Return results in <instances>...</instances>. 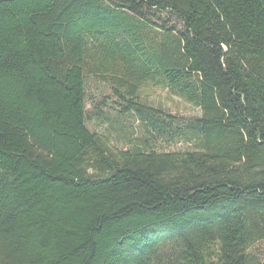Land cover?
Here are the masks:
<instances>
[{
  "label": "trees",
  "instance_id": "16d2710c",
  "mask_svg": "<svg viewBox=\"0 0 264 264\" xmlns=\"http://www.w3.org/2000/svg\"><path fill=\"white\" fill-rule=\"evenodd\" d=\"M92 77L176 137L132 101L157 78L195 144L110 147ZM260 243L264 0H0V264H264Z\"/></svg>",
  "mask_w": 264,
  "mask_h": 264
},
{
  "label": "rangeland",
  "instance_id": "374dc122",
  "mask_svg": "<svg viewBox=\"0 0 264 264\" xmlns=\"http://www.w3.org/2000/svg\"><path fill=\"white\" fill-rule=\"evenodd\" d=\"M132 99L138 105L158 111L156 117L172 128L183 129V133L172 137V131V134L166 135L167 139L159 138L161 136L157 133L145 128L136 112H122L128 104L115 95L108 85L94 77L86 80L87 127L103 137L110 147L118 150L134 147L142 138L161 153L184 152L192 148L196 140L185 129L186 122L200 117L197 107L187 104L157 78L149 79ZM188 137L193 140L190 141ZM258 251L263 258L264 243L258 245Z\"/></svg>",
  "mask_w": 264,
  "mask_h": 264
}]
</instances>
